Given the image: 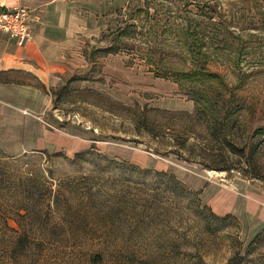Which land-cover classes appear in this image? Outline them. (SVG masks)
<instances>
[{"label":"rangeland","instance_id":"rangeland-1","mask_svg":"<svg viewBox=\"0 0 264 264\" xmlns=\"http://www.w3.org/2000/svg\"><path fill=\"white\" fill-rule=\"evenodd\" d=\"M117 10L51 91L52 148L0 151V264H264V0Z\"/></svg>","mask_w":264,"mask_h":264},{"label":"crops","instance_id":"crops-1","mask_svg":"<svg viewBox=\"0 0 264 264\" xmlns=\"http://www.w3.org/2000/svg\"><path fill=\"white\" fill-rule=\"evenodd\" d=\"M127 1L50 0L29 8L35 17L32 42L19 47L16 40L0 33L1 153L18 157L52 148V133L41 122L52 105L51 91L73 77L85 60L90 63L87 39L109 30L110 17ZM18 5L20 0L11 6Z\"/></svg>","mask_w":264,"mask_h":264},{"label":"built area","instance_id":"built-area-1","mask_svg":"<svg viewBox=\"0 0 264 264\" xmlns=\"http://www.w3.org/2000/svg\"><path fill=\"white\" fill-rule=\"evenodd\" d=\"M34 22L35 17L30 9H0V33L16 40L19 47H24L34 40Z\"/></svg>","mask_w":264,"mask_h":264},{"label":"trees","instance_id":"trees-1","mask_svg":"<svg viewBox=\"0 0 264 264\" xmlns=\"http://www.w3.org/2000/svg\"><path fill=\"white\" fill-rule=\"evenodd\" d=\"M119 51H120V47L115 42L112 43L110 45V47H108L107 49H105L106 55H111V54L117 55ZM188 77H189V75H188ZM204 77H212V75L206 74V75H204ZM206 92H207L206 90H201V91L198 90L197 92H195V93L193 92L191 94L192 97H194L193 100L195 102V105L197 104V113H199L198 115H201V116H205V113L207 112V110L202 109V104L203 103L206 102V103L210 104L207 107L208 109H212L214 106L218 105L216 103V98H217L218 94L215 93L214 97L213 98H210L208 95H206ZM224 116H226L225 119L228 121V118H230V116L227 113ZM211 124H213V123H211ZM258 134L261 135V136H264V128L263 129H259ZM79 155L80 154H77V157ZM198 194L201 195V191L198 192ZM200 204H202L201 201H200ZM217 218L224 219L225 221L230 219V217H227V218H225V217L224 218L217 217ZM233 219L236 220V218H233Z\"/></svg>","mask_w":264,"mask_h":264},{"label":"bare ground","instance_id":"bare-ground-1","mask_svg":"<svg viewBox=\"0 0 264 264\" xmlns=\"http://www.w3.org/2000/svg\"><path fill=\"white\" fill-rule=\"evenodd\" d=\"M210 173H212V172H210Z\"/></svg>","mask_w":264,"mask_h":264}]
</instances>
